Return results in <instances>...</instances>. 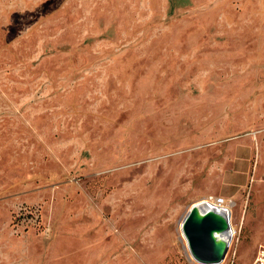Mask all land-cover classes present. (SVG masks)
<instances>
[{
  "label": "rangeland",
  "instance_id": "rangeland-1",
  "mask_svg": "<svg viewBox=\"0 0 264 264\" xmlns=\"http://www.w3.org/2000/svg\"><path fill=\"white\" fill-rule=\"evenodd\" d=\"M263 174L264 0H0V264H249Z\"/></svg>",
  "mask_w": 264,
  "mask_h": 264
},
{
  "label": "water",
  "instance_id": "water-1",
  "mask_svg": "<svg viewBox=\"0 0 264 264\" xmlns=\"http://www.w3.org/2000/svg\"><path fill=\"white\" fill-rule=\"evenodd\" d=\"M179 223L194 260L205 264L222 260L230 242V222L224 207H214L205 201L189 204Z\"/></svg>",
  "mask_w": 264,
  "mask_h": 264
},
{
  "label": "built area",
  "instance_id": "built-area-1",
  "mask_svg": "<svg viewBox=\"0 0 264 264\" xmlns=\"http://www.w3.org/2000/svg\"><path fill=\"white\" fill-rule=\"evenodd\" d=\"M249 264H264V244L258 243Z\"/></svg>",
  "mask_w": 264,
  "mask_h": 264
},
{
  "label": "crops",
  "instance_id": "crops-1",
  "mask_svg": "<svg viewBox=\"0 0 264 264\" xmlns=\"http://www.w3.org/2000/svg\"><path fill=\"white\" fill-rule=\"evenodd\" d=\"M261 179H262V182H263V186H264V174L262 175V177H261ZM206 202V203H208L209 205H213L214 207H219V208H221V207H224L227 211H228V221H229V207L227 206H220V204L219 203H217V202H219V201H221V200H217V199H215L213 202H210V201H207L206 199H201V200H198L196 203H198V202ZM196 203H194V204H196ZM230 229H231V231H230V233L233 231V227H232V225H231V223H230ZM230 243V242H229ZM253 255V254H252ZM251 261V260H250Z\"/></svg>",
  "mask_w": 264,
  "mask_h": 264
},
{
  "label": "bare ground",
  "instance_id": "bare-ground-1",
  "mask_svg": "<svg viewBox=\"0 0 264 264\" xmlns=\"http://www.w3.org/2000/svg\"><path fill=\"white\" fill-rule=\"evenodd\" d=\"M149 186V185H148ZM149 188V187H148ZM149 191V190H148ZM150 200V199H149ZM149 206V205H148ZM150 213V212H149ZM149 218V217H148ZM149 219H151V215H150V218Z\"/></svg>",
  "mask_w": 264,
  "mask_h": 264
}]
</instances>
